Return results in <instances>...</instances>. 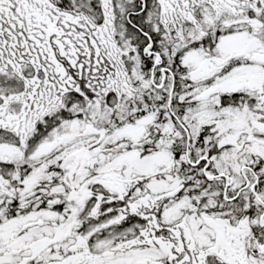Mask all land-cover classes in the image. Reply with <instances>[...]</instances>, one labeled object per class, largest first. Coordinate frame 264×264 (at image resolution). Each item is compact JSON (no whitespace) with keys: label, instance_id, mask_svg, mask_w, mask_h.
Instances as JSON below:
<instances>
[{"label":"snow or ice","instance_id":"1","mask_svg":"<svg viewBox=\"0 0 264 264\" xmlns=\"http://www.w3.org/2000/svg\"><path fill=\"white\" fill-rule=\"evenodd\" d=\"M0 264H264V0H0Z\"/></svg>","mask_w":264,"mask_h":264}]
</instances>
